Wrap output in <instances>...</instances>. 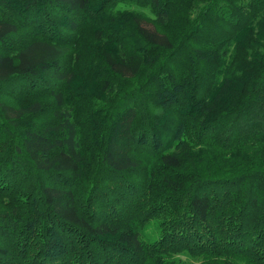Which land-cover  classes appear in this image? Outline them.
Returning <instances> with one entry per match:
<instances>
[{
	"label": "trees",
	"instance_id": "trees-1",
	"mask_svg": "<svg viewBox=\"0 0 264 264\" xmlns=\"http://www.w3.org/2000/svg\"><path fill=\"white\" fill-rule=\"evenodd\" d=\"M0 264H264V0H0Z\"/></svg>",
	"mask_w": 264,
	"mask_h": 264
},
{
	"label": "rangeland",
	"instance_id": "rangeland-1",
	"mask_svg": "<svg viewBox=\"0 0 264 264\" xmlns=\"http://www.w3.org/2000/svg\"><path fill=\"white\" fill-rule=\"evenodd\" d=\"M143 238L145 240H147V239H150V240L157 239L158 238V232L147 230V232L144 233Z\"/></svg>",
	"mask_w": 264,
	"mask_h": 264
}]
</instances>
